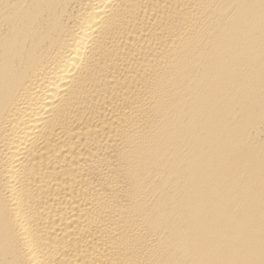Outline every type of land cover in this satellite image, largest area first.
Instances as JSON below:
<instances>
[{
  "label": "bare ground",
  "instance_id": "6f19581e",
  "mask_svg": "<svg viewBox=\"0 0 264 264\" xmlns=\"http://www.w3.org/2000/svg\"><path fill=\"white\" fill-rule=\"evenodd\" d=\"M0 264H264V0H0Z\"/></svg>",
  "mask_w": 264,
  "mask_h": 264
}]
</instances>
